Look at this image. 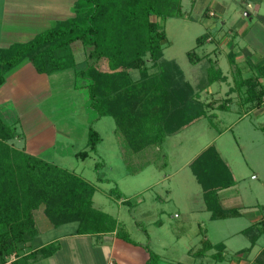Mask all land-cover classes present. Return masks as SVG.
Returning <instances> with one entry per match:
<instances>
[{"label": "rangeland", "instance_id": "obj_1", "mask_svg": "<svg viewBox=\"0 0 264 264\" xmlns=\"http://www.w3.org/2000/svg\"><path fill=\"white\" fill-rule=\"evenodd\" d=\"M13 1L27 2L31 10L33 2H38L40 31L57 22L44 24V20L56 18L50 10L64 9L61 0ZM181 1V17L158 20L166 33L163 59L174 60L184 79L196 89L199 82L208 81L214 70L221 71L223 80L198 92L201 101L213 106L207 111L210 118L201 117L161 144L132 153L113 118L102 117L91 124L101 137L95 152L84 160L66 156L54 162L94 184V207L116 219L122 234L132 242L147 246L157 255V264H215L211 256L215 250L204 256L197 254L205 242L224 244L227 259L237 260V253L250 246L249 236L241 231L264 220V103L255 108L244 101V88L236 87L241 78H259L264 73V0ZM2 14L0 10V46L10 40L30 39L27 34L10 37L9 30L17 24L5 22ZM203 34L208 39L197 46L196 39ZM71 47L75 70L83 69L89 63V49L80 41ZM190 50L202 58L198 63L189 62L186 53ZM17 74L20 76L16 79ZM132 77L137 79L138 73L132 72ZM7 79L9 89L0 88V112L9 123L21 118L15 125L19 135L9 141L10 145L24 148V141L30 139L31 149L33 138L36 150L52 138L54 130L68 135L69 139L58 133L56 140L72 143L73 152L85 149L88 120L83 106L88 99L84 91L74 89L85 82L75 76L73 69L41 75L25 61ZM221 104L226 108L220 109ZM209 145L216 148L236 181L233 189L219 195L220 204L224 209L237 208L239 216L212 220L205 208L202 189L189 163ZM52 151L51 148L48 153ZM97 162L102 166L95 170ZM117 193L119 199L115 197ZM35 215L38 227L40 221L46 225L41 212ZM73 226L76 224L46 235L44 232L42 240L71 232ZM262 247L264 231L249 258Z\"/></svg>", "mask_w": 264, "mask_h": 264}, {"label": "trees", "instance_id": "obj_2", "mask_svg": "<svg viewBox=\"0 0 264 264\" xmlns=\"http://www.w3.org/2000/svg\"><path fill=\"white\" fill-rule=\"evenodd\" d=\"M181 2L77 0L72 17L57 21L28 41L0 46V88L9 73L25 61L39 74L73 69L75 76L85 82L82 86L76 84L74 89L84 91L88 99L84 103L88 118L87 140L85 149L76 152L75 158L84 160L96 151L101 137L91 124L102 117L113 118L132 153L161 144L166 137L207 116L213 106L201 101L198 92L224 79L219 69L214 70L208 81L199 82L196 89L184 79L174 60L163 59L166 33L158 20L181 17ZM205 39H208L206 34L197 37V46ZM76 41L89 49V63L80 70H75L71 47ZM186 55L192 64L202 59L194 50ZM206 58L211 61L209 56ZM151 69L155 71L149 72ZM132 72L138 73L137 79L132 77ZM236 87L244 88V101L255 108L264 103V73L259 78H241ZM219 108L225 109L226 104ZM16 122L9 123L0 112V264L14 256L17 260L13 264H28L50 256L57 249L58 245L53 244L38 248L35 212L40 210L53 227L76 224V235L114 232L121 241L144 250V264H157V255L147 246L132 242L122 234L116 219L94 207V184L73 171L9 144L19 135ZM100 166L101 163H95V170ZM189 167L202 189V199L212 220L240 215L237 208L224 209L220 204L218 193L235 186L236 181L213 145L196 155ZM115 195L120 198L118 193ZM263 231L264 220L242 230L241 233L249 236L250 246L237 255L249 251ZM27 248L29 250L22 254ZM224 249L222 243L205 242L197 254L204 256L215 250L211 256L220 262L224 259ZM253 264H264V248Z\"/></svg>", "mask_w": 264, "mask_h": 264}, {"label": "crops", "instance_id": "obj_3", "mask_svg": "<svg viewBox=\"0 0 264 264\" xmlns=\"http://www.w3.org/2000/svg\"><path fill=\"white\" fill-rule=\"evenodd\" d=\"M76 1L77 0H61V2L64 3L62 6L64 8L63 11L61 9L56 10V11L50 10V13L54 14L56 18L54 19V17H50L49 20H44V24L47 21H52L54 23L56 21L65 20L67 18L72 17L73 7ZM33 3L35 7L34 9L32 8L31 10L27 2H22V4L14 2L13 0H4V2H0V10L3 12L2 16L4 17V21L5 22L9 21L10 23L17 24V26L14 29L9 30V31H12V32H8V34L11 35L10 37L22 38L21 36H23L24 34H27L28 39L29 38L31 39L36 35V33L41 32L40 31L41 26L39 25V22H41V20L37 16V14L40 15V13H39V10L37 11L36 9L38 2H33ZM10 4H13V5L9 6ZM20 7H24V8L28 7L30 8V11L20 10L19 9ZM258 9H260L259 5H257V10ZM46 11L44 15L46 14ZM47 27L48 26H44V29H48ZM240 34L241 36H243V33H240ZM1 37L2 36H0V38ZM16 42H19V41L10 40L8 42H5L4 45L2 44L1 47H7L10 44L16 43ZM229 44H231V42H229ZM22 75H25V74H22ZM41 75H45V74H41ZM19 76L20 74H17L14 77L17 79L19 78ZM6 82H8V79L6 80ZM6 82L1 88L3 87H5L6 89L8 88V85L6 84ZM84 111H85V108H84ZM20 119L21 118L17 119L16 124L18 123V121L20 122ZM86 120H87V114H86ZM58 133H59L58 131L54 132L53 130L52 138L49 140L46 139L45 140L46 142L43 143L41 147L37 148L36 150H34L35 143H34L33 138H32L33 147L31 149L28 148V146H31L30 139L29 140L26 139L22 147L28 150L27 152H29L30 154L45 158L46 160L53 162V163H55L54 161L58 160V158L61 159V158H65L66 156H74L76 152H73L71 149L72 143H69L68 141H65V143H63V142H59L58 140H56ZM59 134L60 136H63L69 139L68 135L66 134L64 135L61 133ZM51 148L53 149V151L51 153H48V150ZM235 186L220 191L218 193V196L221 195L223 191L233 189ZM39 212H41V210ZM42 217L45 219L44 216ZM45 222H46V225L45 224L42 225L41 224L42 221H40V226L39 227L37 226L38 227V238H39V243L37 244L38 248H40L41 246L49 245V244L58 245V247L50 256L38 259L37 261L31 262L28 264H144L145 263L144 250L139 247L127 244L124 241H121L115 236L114 232L106 233L102 235H76L75 234L76 226H73V229L71 230V232H66L65 234L57 235L56 237L54 236V237H51L50 239H46V241H43L42 236L44 235V232H46L45 233L46 235L49 233V231H55L58 228L67 227L71 225V224H68V225H63L60 227H53L52 225H50V223L46 219H45ZM257 241L255 242L254 246L251 247L249 251H247L246 253L239 254L237 256V260L229 261V259H227V257L224 254L225 249H226L225 247L224 252H223L224 259L220 262L228 261V264H253V261L256 258V256L264 248L262 247L260 250L256 252V254L252 258H249L250 254L252 253V251L255 249L257 245ZM12 258L13 257H11V259L8 260L5 264H13L12 262L17 260L16 257L13 259Z\"/></svg>", "mask_w": 264, "mask_h": 264}]
</instances>
